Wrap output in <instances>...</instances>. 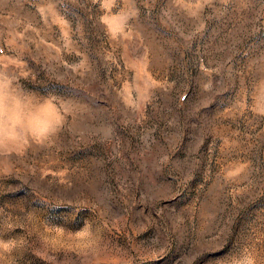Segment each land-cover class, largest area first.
<instances>
[{
  "label": "rangeland",
  "instance_id": "obj_1",
  "mask_svg": "<svg viewBox=\"0 0 264 264\" xmlns=\"http://www.w3.org/2000/svg\"><path fill=\"white\" fill-rule=\"evenodd\" d=\"M0 264H264V0H0Z\"/></svg>",
  "mask_w": 264,
  "mask_h": 264
}]
</instances>
